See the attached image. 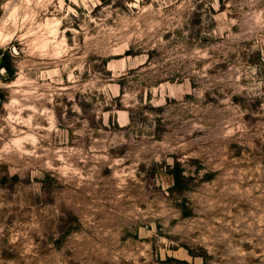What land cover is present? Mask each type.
Instances as JSON below:
<instances>
[{"label":"rangeland","instance_id":"1","mask_svg":"<svg viewBox=\"0 0 264 264\" xmlns=\"http://www.w3.org/2000/svg\"><path fill=\"white\" fill-rule=\"evenodd\" d=\"M2 57L0 264H264V0H0Z\"/></svg>","mask_w":264,"mask_h":264},{"label":"trees","instance_id":"2","mask_svg":"<svg viewBox=\"0 0 264 264\" xmlns=\"http://www.w3.org/2000/svg\"><path fill=\"white\" fill-rule=\"evenodd\" d=\"M0 66H4L5 68H8V65L4 57H2ZM167 173L170 174L173 179V182L168 187V190L170 192H174V191L180 192L184 188L183 182L189 178V175L185 173V169L181 166L180 163L175 161L174 165L167 170ZM182 214L185 215L187 214V212L183 211Z\"/></svg>","mask_w":264,"mask_h":264}]
</instances>
